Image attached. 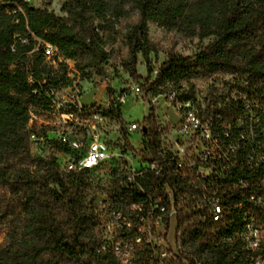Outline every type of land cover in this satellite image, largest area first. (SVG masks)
<instances>
[{
  "label": "trees",
  "instance_id": "16d2710c",
  "mask_svg": "<svg viewBox=\"0 0 264 264\" xmlns=\"http://www.w3.org/2000/svg\"><path fill=\"white\" fill-rule=\"evenodd\" d=\"M62 12L67 14V19L47 7H32L27 0H0V181L23 192L12 200H0V217L14 215L30 204L37 206L43 224L35 230L48 239L52 252L77 264H93L100 262L101 254L86 242L87 220L81 201L90 188L85 177L92 173L73 176L54 161L45 165L42 177L35 178L29 168L17 167L22 164L19 161L30 155L27 129L30 112L43 115L48 111L52 105L48 97L51 89L65 88L68 80L63 67H53L52 61L45 58L40 43L58 49L69 65L73 63L77 74L86 76L88 69L95 67L104 76L103 64L111 57L106 49L109 38L106 33L113 32L122 19L138 13L140 20L127 36L130 53L124 64L130 79L145 81L148 94L156 95L168 82L180 83L200 74L232 72L259 81L264 80V0H66ZM151 23L183 32L201 42L213 40L192 58L169 54L156 80L150 82L154 71L150 56L155 53L150 42ZM25 38L28 42L22 44ZM13 45L15 51H12ZM139 55L149 66L147 80L138 73ZM234 89L242 94L241 99L237 96L240 106L215 107L213 112L208 109L207 116L213 113V117H225L231 122L237 116L251 115L246 102L261 105L259 110L252 109L253 115L264 114V84L254 88L237 84ZM115 92L110 86L107 96L112 98ZM151 110L146 122L152 126L157 117L156 110ZM107 115L116 121V113L107 111ZM216 121L221 124V119ZM54 140L50 143L58 151H68L65 145ZM157 140L158 135L153 133V149L159 147ZM175 186L184 188V180L175 179ZM118 195L119 190L115 198ZM61 211L69 236L57 221ZM235 217L240 219L237 212ZM178 218L179 230L191 229L196 238L211 244L218 236L238 235L242 229L241 219L232 220L230 232L224 231L223 224L219 225L223 228L220 234L212 233V225L193 229L189 225L198 219L190 205L181 209ZM223 248L217 263L234 264L230 249ZM183 258L186 256L181 254L171 263L180 264ZM235 263L240 264L236 258Z\"/></svg>",
  "mask_w": 264,
  "mask_h": 264
},
{
  "label": "built area",
  "instance_id": "2783aa9c",
  "mask_svg": "<svg viewBox=\"0 0 264 264\" xmlns=\"http://www.w3.org/2000/svg\"><path fill=\"white\" fill-rule=\"evenodd\" d=\"M39 48L53 67H63L66 76L77 75L58 49L43 42ZM158 74L159 69H155L150 82ZM104 80L107 96L108 88L114 90V86L107 74ZM129 80L112 98L107 96L104 103L92 106L83 105L81 96L61 100L59 88L51 89L50 109L43 115L30 112L32 123L42 129L51 125L50 114H59L63 119L59 127H66L67 135L59 133L56 141L68 148L59 151L65 173L118 177L119 195L110 219L114 238L95 251L110 252L116 264L175 262L181 255L175 249L177 237L183 231L179 230L178 216L185 205H190L198 221L189 227L212 225L214 234L222 232L221 224L224 231L230 232L232 220L240 221L235 212H243L249 226L242 229V235L218 236L213 245L229 248L234 264L235 258H245L247 264H264V142L256 146L255 139L260 134L264 138V114L237 116L227 122L225 117L207 116L195 109L193 100L181 99L175 92L150 95L145 91V81ZM236 93L240 98L242 94ZM161 100L177 107L173 109L177 122L170 117L167 121L159 120L155 105ZM128 103L154 108L157 121L152 126L146 122L148 118L143 122L127 121L123 108ZM246 103L251 113L261 106ZM106 111L116 113V121H107ZM214 119H221V130L228 139L225 145L227 151L231 150L230 166H223L225 155L217 152ZM153 133L158 135L157 149L152 148ZM136 135L134 145L132 139ZM175 179H183L184 188H177ZM160 191H168L169 197H174V216L167 217V211H162ZM139 245L144 256L142 261L135 262L134 250Z\"/></svg>",
  "mask_w": 264,
  "mask_h": 264
},
{
  "label": "rangeland",
  "instance_id": "374dc122",
  "mask_svg": "<svg viewBox=\"0 0 264 264\" xmlns=\"http://www.w3.org/2000/svg\"><path fill=\"white\" fill-rule=\"evenodd\" d=\"M65 1L50 0L49 4L48 0H30L29 5L36 8L47 7L50 12L67 19V14L62 12ZM139 20L138 13H133L130 17L119 21L113 32L108 31L106 33L109 37L106 49H108L111 57L107 63L103 64V71L109 76L116 92H119L130 82L124 64L130 53L127 36ZM149 33L151 46L155 49V53L150 56L154 70L159 69L164 64L169 54L192 58L213 40L211 38L201 42L198 38H189L183 32L170 31L155 23L150 24ZM72 65L73 63L69 66ZM148 69V64L139 55L138 73L143 80L148 78ZM87 74L83 76L79 72L77 75L67 76V85L60 89L58 97L64 100L65 97L71 95L72 97L81 96V103L85 106L104 103L107 99L106 85L103 84L104 76L95 67L88 69ZM237 84L254 88L263 85L264 80L255 81L248 75L232 72L212 75L200 74L192 80H182L180 83L168 82L159 92L163 94L175 92L181 99H191L194 101L195 109L203 113L206 112L207 115V110L210 109L213 112L215 107L229 108L231 106L236 108L240 106L239 98L234 89ZM174 108L163 100L155 105L160 121L169 120V109L173 110ZM123 111L127 121L143 122L144 119L151 116L152 110L145 104L128 103L124 106ZM49 117L52 121L51 125L43 129L39 128L36 122L32 123L31 117L27 127L31 144L30 155L24 157L23 161H19L22 164H17V167L29 168L31 172L33 171L35 178L42 177L46 164L55 161L59 167L61 160L59 151L50 142L52 138H58L59 133L67 135V128L59 127L60 121H63L61 116L50 114ZM210 117L213 118V113ZM107 121L111 120L107 119ZM137 139V135L132 139L134 145H136ZM59 173H61L60 169ZM85 180L88 181L90 188L85 191L81 200L87 220L84 236L92 250L101 249V247L110 244L114 238L110 219L113 209L116 208L114 201H116L115 195L119 190L117 189L119 180L117 176L101 177L95 174L86 176ZM22 194V191L13 189L0 181V200L3 198L12 200ZM57 221L65 231V235L69 236L63 211L59 213ZM42 224L40 209L33 204L27 205L9 217H0V264H77L52 252L49 248L48 239L38 235L35 230ZM181 233V236L177 237L175 249L178 254H184L186 258L181 260L180 264H218L217 261L222 255L221 248H216L205 239L196 238L191 229H185ZM142 249V245L136 247L138 256L144 254ZM99 260L100 262L105 261V263L101 262L103 264H109V261L112 260L115 261L110 252L101 254ZM100 262L93 264H100Z\"/></svg>",
  "mask_w": 264,
  "mask_h": 264
},
{
  "label": "bare ground",
  "instance_id": "6f19581e",
  "mask_svg": "<svg viewBox=\"0 0 264 264\" xmlns=\"http://www.w3.org/2000/svg\"><path fill=\"white\" fill-rule=\"evenodd\" d=\"M27 2H30V0H27ZM111 117L107 115V111H106V119L111 120ZM216 120L217 119H214V124H215L214 134H216V140L218 141L217 152L224 153L225 155V158H223V166H230V157H232L231 150L227 151V146L225 145L228 144V139L224 135V130H221L222 124H219ZM263 120H264V116H263ZM255 139H256V146L263 145L264 138L262 134L255 135ZM160 201L162 203V211H167V217L174 216V206H175L174 197H169V192L164 191L163 194L160 193ZM237 215L241 219L242 229H247V226H249V219H244L243 212H237ZM242 229L238 235H242ZM136 247L137 246H135V250H134L135 262H140L142 261L144 254L138 256ZM236 259L240 264H247L245 258H236Z\"/></svg>",
  "mask_w": 264,
  "mask_h": 264
},
{
  "label": "water",
  "instance_id": "95a60500",
  "mask_svg": "<svg viewBox=\"0 0 264 264\" xmlns=\"http://www.w3.org/2000/svg\"><path fill=\"white\" fill-rule=\"evenodd\" d=\"M169 110H170L169 114H170V118H171V120H172L173 122H177V121H178V118H177L176 114L174 113L173 110H171V109H169Z\"/></svg>",
  "mask_w": 264,
  "mask_h": 264
}]
</instances>
